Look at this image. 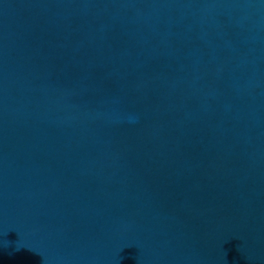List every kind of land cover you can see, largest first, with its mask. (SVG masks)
I'll use <instances>...</instances> for the list:
<instances>
[{
  "label": "water",
  "instance_id": "water-1",
  "mask_svg": "<svg viewBox=\"0 0 264 264\" xmlns=\"http://www.w3.org/2000/svg\"><path fill=\"white\" fill-rule=\"evenodd\" d=\"M0 264H264V0H0Z\"/></svg>",
  "mask_w": 264,
  "mask_h": 264
}]
</instances>
